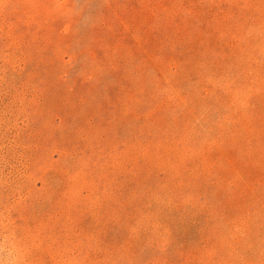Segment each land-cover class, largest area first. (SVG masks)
<instances>
[{
	"label": "rangeland",
	"instance_id": "374dc122",
	"mask_svg": "<svg viewBox=\"0 0 264 264\" xmlns=\"http://www.w3.org/2000/svg\"><path fill=\"white\" fill-rule=\"evenodd\" d=\"M0 264H264V0H0Z\"/></svg>",
	"mask_w": 264,
	"mask_h": 264
}]
</instances>
